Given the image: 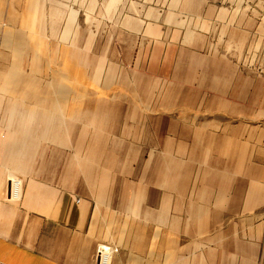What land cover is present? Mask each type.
Masks as SVG:
<instances>
[{
    "label": "rangeland",
    "instance_id": "obj_1",
    "mask_svg": "<svg viewBox=\"0 0 264 264\" xmlns=\"http://www.w3.org/2000/svg\"><path fill=\"white\" fill-rule=\"evenodd\" d=\"M38 1L0 7V50L21 53L0 120L18 103L50 133L38 92L68 121L46 153L100 199L103 245L133 264H264V223L249 206L236 222L232 198L264 174V0Z\"/></svg>",
    "mask_w": 264,
    "mask_h": 264
},
{
    "label": "crops",
    "instance_id": "obj_2",
    "mask_svg": "<svg viewBox=\"0 0 264 264\" xmlns=\"http://www.w3.org/2000/svg\"><path fill=\"white\" fill-rule=\"evenodd\" d=\"M4 2L0 0V7H4ZM39 3L38 0L30 3L33 14L38 13ZM7 47H11L10 50H0V72L3 73L2 64L11 61L10 54L12 61L17 57V62L21 55L20 45L12 43ZM2 87L3 91L13 90V80H2ZM37 93L32 97L33 104L42 111L41 121L50 124L47 123L50 133L44 130L38 135L36 108H28L30 113L23 110L18 114L15 113L18 103L15 108L6 109L10 112L6 120H0V264H99L98 251L109 237L108 231L103 229L101 201L71 182L68 169L64 172L68 163L63 166L60 162L58 167L52 160L53 154L47 155L46 142L66 144L70 129L67 120H53L52 109L48 108L51 104L38 100ZM2 101L3 95H0ZM47 158L51 159L50 163ZM74 158L77 159L78 178L82 173L86 180V169L89 171L86 166L90 163L87 164L85 158L90 157L81 153ZM258 170L257 179L251 180L256 189L232 195L238 208L243 207L244 211L240 213L237 209L236 222L241 220L238 217H244V207L249 206L248 217L264 223V211L260 210L264 208V193H260L261 186L264 189V174L260 173V168ZM14 178L22 180L19 196L12 192ZM110 264H133V258L118 250Z\"/></svg>",
    "mask_w": 264,
    "mask_h": 264
},
{
    "label": "bare ground",
    "instance_id": "obj_3",
    "mask_svg": "<svg viewBox=\"0 0 264 264\" xmlns=\"http://www.w3.org/2000/svg\"><path fill=\"white\" fill-rule=\"evenodd\" d=\"M117 0H111V6H115L116 5ZM22 190V180L19 178H14V180H12V192L14 196H19V194L21 193ZM102 248L105 249L106 252V258H105V263L104 264H110L111 260H112V256L113 254L118 250L116 248L113 247H109V246H102Z\"/></svg>",
    "mask_w": 264,
    "mask_h": 264
},
{
    "label": "built area",
    "instance_id": "obj_4",
    "mask_svg": "<svg viewBox=\"0 0 264 264\" xmlns=\"http://www.w3.org/2000/svg\"><path fill=\"white\" fill-rule=\"evenodd\" d=\"M98 258H99V264H104L105 258H106V252L104 248H100L98 251Z\"/></svg>",
    "mask_w": 264,
    "mask_h": 264
}]
</instances>
